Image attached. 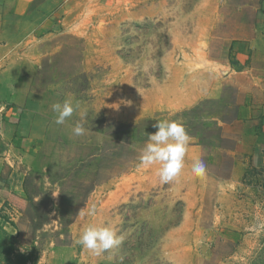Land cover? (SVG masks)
I'll return each mask as SVG.
<instances>
[{
  "label": "rangeland",
  "instance_id": "1",
  "mask_svg": "<svg viewBox=\"0 0 264 264\" xmlns=\"http://www.w3.org/2000/svg\"><path fill=\"white\" fill-rule=\"evenodd\" d=\"M261 1L63 0L60 30L27 81L49 117L22 184L31 202L0 191L9 203L0 207V264H264L262 232L255 244L201 239L215 182L198 222L182 201L183 178L162 184L158 165L140 160L157 121H176L203 146L206 168L226 174L232 138L217 125L220 108L207 101L178 114L161 103L181 100L195 80L214 77L215 63L231 60L238 42L264 22ZM64 100L79 109L57 125L51 105ZM109 118L136 126L117 133ZM78 122L87 131L76 137ZM112 146L117 152L104 153ZM90 224L112 226L123 240L119 249L95 256L78 245Z\"/></svg>",
  "mask_w": 264,
  "mask_h": 264
},
{
  "label": "crops",
  "instance_id": "2",
  "mask_svg": "<svg viewBox=\"0 0 264 264\" xmlns=\"http://www.w3.org/2000/svg\"><path fill=\"white\" fill-rule=\"evenodd\" d=\"M62 4L63 0H0V191L15 199L24 196V177L49 124V117L39 110L40 97L27 81L60 30L56 24ZM261 8L264 12V0ZM239 44L231 60L215 63L218 70L212 79L195 80L181 91V100H167L161 107L187 110L214 102L221 110L217 125L223 136L232 138L226 174L213 175L206 168L205 175L196 178L191 166L203 160V146L190 136L180 176L184 184L178 189L186 210L194 209L198 222L203 219L210 181L217 186L201 239L222 237L236 243L249 238L255 244L262 232L264 245V22L257 24L242 47ZM192 197L199 203L193 204ZM4 204L9 203L0 194V207ZM2 227L14 229L8 223Z\"/></svg>",
  "mask_w": 264,
  "mask_h": 264
},
{
  "label": "clouds",
  "instance_id": "3",
  "mask_svg": "<svg viewBox=\"0 0 264 264\" xmlns=\"http://www.w3.org/2000/svg\"><path fill=\"white\" fill-rule=\"evenodd\" d=\"M51 109L56 114L55 124L63 125L79 109V105L73 104L71 100H64L62 103H53ZM154 127L158 130L148 135V142L143 147L140 160L145 166L158 165L159 181L171 185L178 182L183 172L191 137L183 124L176 121H157ZM86 131L79 122L72 128V133L76 137L85 135ZM191 173L196 178H202L206 173L204 162L195 160L191 166ZM90 212L94 214L95 209H91ZM122 242V237L118 236L115 229L108 224H90L80 233L76 241L95 256L112 254L119 249Z\"/></svg>",
  "mask_w": 264,
  "mask_h": 264
},
{
  "label": "trees",
  "instance_id": "4",
  "mask_svg": "<svg viewBox=\"0 0 264 264\" xmlns=\"http://www.w3.org/2000/svg\"><path fill=\"white\" fill-rule=\"evenodd\" d=\"M189 110L190 109H187V110H182V111H180V112H178V114H185V113H187V112H189ZM109 121L111 122V124H113V125H115L116 124V126L118 127L117 129H116V132L118 133H122V132H124V131H127L128 133H131L132 132V128H134V126H136L135 124H130V125H124V124H119V123H116L115 121H113V120H111L110 118H109ZM152 132H154V131H152ZM189 136H192V135H189ZM222 138V137H221ZM218 139L220 140V135H219V137H218ZM226 149V148H225ZM109 150H110V153H109ZM115 147L114 146H112L111 148H107V150H105L104 151V153H109V154H114L115 152H117V149L115 150ZM88 157H90V158H92L93 156H91V155H89ZM89 161V160H88ZM87 161V162H88ZM20 201H22V202H25V203H29V202H31V200L29 199V198H18ZM49 212H46L45 214H48ZM72 221V218H69L68 219V222L66 223V225H69L70 224V222Z\"/></svg>",
  "mask_w": 264,
  "mask_h": 264
}]
</instances>
